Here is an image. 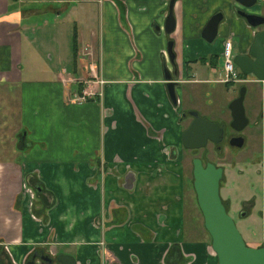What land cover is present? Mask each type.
I'll use <instances>...</instances> for the list:
<instances>
[{
  "label": "crops",
  "instance_id": "1",
  "mask_svg": "<svg viewBox=\"0 0 264 264\" xmlns=\"http://www.w3.org/2000/svg\"><path fill=\"white\" fill-rule=\"evenodd\" d=\"M89 1L28 2L43 5L33 14L61 20L62 11ZM258 1L249 10L253 14L264 13V0ZM169 2L104 0L101 49L94 34L75 30V67L86 60V73L92 69L104 80L88 86L83 70L66 66L60 50L48 54L57 61L52 67L36 54L34 32L22 28L24 0H0V264H30L37 250L71 255L78 264H218L208 236L187 222L181 119L187 110L213 115L223 94H233L236 86L226 89L217 78L224 42L233 37L234 53L246 54L255 36L237 15L241 6L235 0H178L170 36ZM218 12L225 19L209 43L202 32ZM31 63L37 66L28 67ZM175 66L181 76L178 104L165 78V68L173 74ZM84 91L92 95L81 101ZM14 93L15 130L6 104ZM187 100L194 101L188 109ZM260 207L257 244H264V196ZM102 243L111 257L103 259Z\"/></svg>",
  "mask_w": 264,
  "mask_h": 264
},
{
  "label": "water",
  "instance_id": "2",
  "mask_svg": "<svg viewBox=\"0 0 264 264\" xmlns=\"http://www.w3.org/2000/svg\"><path fill=\"white\" fill-rule=\"evenodd\" d=\"M178 0H170L168 15L165 21V32L171 35L176 30V17L174 8ZM242 6L250 8L257 3V0H235ZM238 14L245 18L249 25L257 28L264 25V18L239 11ZM222 14L215 15L202 32V37L207 42L212 43L218 34V27L222 21ZM175 42L168 44V53L171 62L175 64L176 55L174 52ZM234 63L246 74H253L264 82V31L257 34L248 55L237 54ZM165 78L171 100L176 103V83H174L171 73L165 68ZM246 88L243 87L240 96L230 105L233 122L232 127L243 130L248 125L244 100ZM194 118L191 125L183 132L182 142L185 149H202L207 145L208 140L218 143L219 134L222 129L218 124L210 123L201 117L198 112L189 113ZM264 116V113H263ZM242 140L237 139L236 146L242 147ZM194 187L197 194L198 204L204 216L205 227L212 238V248L218 257L219 264H264V247L251 248L238 230L234 219L227 213L220 197V180L222 169H216L214 165L208 164L203 167L202 161H194ZM42 261L51 259L39 256ZM61 264H76L71 256H59L57 259Z\"/></svg>",
  "mask_w": 264,
  "mask_h": 264
},
{
  "label": "flooded vegetation",
  "instance_id": "3",
  "mask_svg": "<svg viewBox=\"0 0 264 264\" xmlns=\"http://www.w3.org/2000/svg\"><path fill=\"white\" fill-rule=\"evenodd\" d=\"M258 3H259V1L257 0V3L250 8H246V7H244L238 3L241 6V8L239 10H237V15L239 17H241L238 14V12L243 11V12H246L247 14H251V15H255V16H259V17L264 18V13L263 14H253L249 11L251 8L256 7L258 5ZM217 14H222V16H223L222 21L225 19V16L222 12H218L215 15H217ZM214 16H212L211 19ZM241 18L246 21V23L248 24V26L250 28L253 29L254 36H255L254 42H255L257 34L264 31V25H261L257 28H254L251 25H249V23L247 22V20L245 18H243V17H241ZM217 36H218V34H217ZM216 38H215V40H216ZM232 38L233 37H229L227 40H225L224 48H225V44L230 42L232 45V53H233V56L235 58V56L237 54L234 53ZM170 41H174V40H170ZM250 49L246 52V54H241V55H248ZM223 53H224V51H223ZM223 53H222V61L224 62ZM215 58H210V59H208V61L211 62V64H213V60ZM234 58H233V62H234ZM171 75L173 77L174 83H176V86H177V83H180V77H181L177 66H175V70H174L173 74H171ZM221 80H222V78L218 82L222 83L226 89H229L230 87L236 86L235 88H238L237 91L239 92L238 96L235 98H232L231 101L228 102V104L226 102L224 104V106L221 109H219L218 112L216 109L215 110V113L217 112L216 117L213 115L203 116L201 113H199L196 110H187V111L183 112L182 119H181V121L184 122L185 124H187V121L189 122L188 125H185L186 129H187L194 120V118L192 116H190L189 113L192 111H195V112H198V114L201 117L207 119L210 123L218 124V126L222 129V133L219 134V142L218 143H214V142L208 140L207 145L204 148L194 149V150L185 149L183 146V150H184L183 156H185L187 165H188V160L186 158L187 152H191L192 154L195 153V155L193 156V158L191 160V164H192V169H191V174H190L191 176H189V165H188V178H189V184H188L189 188L188 189H189V193H188V198H187V200H188L187 206H188V208H189V206H193L194 213H193V215H189L188 211H187V222H188L189 227L194 228V226H198L200 229H202L204 231V233L208 236V240H209L211 247H212V238H211L210 233L208 232V230L205 227L204 216H203L201 209L199 207L197 194H196L195 187H194V182H195L194 161L196 159H199L202 161L204 168H206L208 164H212L215 166L216 169H222V178L220 180V197H221L222 203L225 206V208H226L225 204H227V206H228V210L226 208L227 213L230 215L233 212L232 211V205H233L232 200H227V198L223 196V191H224V187H225L224 184H227V179H228L227 178L228 177V175H227V170H228L227 164H225V163L220 164L217 161L209 158L211 151L215 152L217 154L219 152L224 151V150L227 153L229 151L228 155L230 157H233V159L231 160V163L237 162V160H238L236 168H238L242 164H244V168H242V170L237 169L238 171L236 172V174H237L236 177H238V180H239L238 183L241 184L242 186L239 185V189H237L238 184L236 182H234L235 186H237L235 188L236 189L235 194L237 193L238 195H242V194L246 193V196L243 197V199H240V201H239L240 206H241V210L243 209V207L246 208L247 204H249V205H251V207H253V210H252L253 212L249 213L247 211L246 212L240 211V212H238V215L240 216L239 218L240 219H247L250 216H252L250 226H251V228L253 227V230H255V232H258V235H260L262 233V220H263L262 219L263 218V215H262L263 212L261 210L260 203L263 202V196H264V126H263V123H264V116H263V113H264V82L259 80L253 74H249V75L244 74L237 65H236V77L231 82H222ZM182 84H184V82H182ZM252 85L253 86L256 85V89L258 91L257 96H255L252 93V90L250 89V87ZM243 87L246 88L245 100H246L248 94H249V98H250V94H252L253 95V96H251L252 99L253 100L256 99V101H258V99H259L260 102H259V105H258V103L255 102V104H256V106H258V108L255 111H253L252 123H251L249 116L246 113V117L248 119V125L243 130H237L236 128L232 127L233 116H232V111L230 109V105L232 104V102L236 98H238L240 96V92H241V89ZM89 93H91V92H89ZM91 95H92V93H91ZM93 95H95V94H93ZM245 100H244V107H245ZM178 103H180L179 98H177V101L175 104H178ZM250 106L251 107L254 106V102H252L250 104ZM224 108L226 110L228 109V112H230L229 121L226 120V112H225ZM245 112H246V107H245ZM248 126H251V130L248 134H246L245 130ZM24 135H26V133ZM21 137H22V134H21ZM237 139H243L242 140V147L236 146L237 143L235 142V140H237ZM249 143L252 145H253V143H255L258 147H259V143H260V148L262 149L261 155L259 157H255L254 159H249V158H246L247 156L246 157L243 156V160H242L240 158L241 154H242L241 152L248 146ZM182 144H183V142H182ZM206 151H207V153H206ZM204 154H205V157H204ZM245 163H247V164L249 163V164L247 165ZM254 216L257 217L258 219H260L259 221H261V223H260L261 228L258 231H257V228L254 227V225L257 226L256 223L259 221H256L254 219ZM246 245L248 247H251V248H263L264 247V244H262V243L255 244V245H250L249 243H246ZM101 253L103 255V259L111 257V255L109 253H106V248H105L104 243L101 244ZM40 255L51 259V261L40 260L39 259ZM63 255H66V254H61V255L56 256V255H53L51 253V250H49V251L37 250L35 252L34 259L30 262V264H38L36 262L37 259L39 261V264H61L60 262L57 261V259L59 256H63ZM66 256H71V255H66ZM71 257H73V256H71ZM73 258L75 259L76 264H78V261L76 260V258L75 257H73ZM218 264H219V262H218Z\"/></svg>",
  "mask_w": 264,
  "mask_h": 264
},
{
  "label": "rangeland",
  "instance_id": "4",
  "mask_svg": "<svg viewBox=\"0 0 264 264\" xmlns=\"http://www.w3.org/2000/svg\"><path fill=\"white\" fill-rule=\"evenodd\" d=\"M28 1L31 0H24V3L22 4V8L23 10L26 12L27 16H25L24 18V22H22V28L23 29H28V27L30 28V32H34L33 34L36 37V40L38 41L36 44H34V46H32L34 48V51L36 52V54H40V52L42 53V57H43V61L45 64L50 65V67L56 65L57 61L54 62V64L52 63V61L49 60V53L53 54L56 56V50H60V53L64 54L62 60L65 61L66 66L68 65L70 69H78V70H83V74L86 77L85 81L87 82H93L96 81L95 79V71L94 73H92V69L91 72L86 73L88 71V69L90 70V66L88 64V62L86 60H80L77 67H75L76 63H77V56L74 53L73 50V43H74V39H75V30L77 29L79 31V34L81 35H90V34H94V41L98 42V49L102 47L103 44V31H102V24H103V12H104V0H90L89 3H83V2H78L77 6L79 7L78 10H67L62 11V17L61 20L60 19H56L55 15L50 14V13H46V14H41V13H36L33 14L32 10L34 9H40L41 7H43V5L39 2L38 4H32L29 3ZM73 6V4L71 5ZM59 7H61V5H59ZM46 22H48V24L46 25ZM64 24V27L66 29H63L64 27L62 26V23ZM58 25V26H57ZM60 29L62 30V34L60 33ZM65 30V33H64ZM94 32V33H92ZM236 42V41H235ZM237 43V42H236ZM97 49V48H96ZM97 49V51H98ZM79 52V51H77ZM235 52V51H234ZM73 53V54H72ZM97 53V52H96ZM94 53V59H95V66L98 68V55ZM25 55L27 54V56L29 57L30 52L27 51L24 53ZM65 57V58H64ZM32 58V61L35 60V58ZM87 63V65L84 64ZM90 62V61H89ZM37 65L38 62L36 61ZM41 64V63H39ZM32 65V63H31ZM35 64H33L32 66H28V67H35L37 66ZM41 67V66H40ZM224 68V62L221 61V70ZM92 73V74H91ZM90 77L88 78L87 76ZM91 76H93L91 78ZM212 77H215V75H213ZM224 77V73L222 71L219 72V74H217V78H223ZM84 84V82L82 83ZM93 84V83H90ZM85 85V84H84ZM253 87V88H252ZM238 88H235L233 90V94L228 95V97L226 96V94H223V98H221V102H225V100H228L231 96H233L232 98H235L238 96ZM250 89L252 90V93L257 96L258 91L256 89V85H252L250 87ZM252 94H250V98H249V94L245 100V107H246V113L249 116L251 123H252V116H253V111H255L258 106H256L255 102L258 103L260 100L258 99V101L253 100ZM227 97V99H226ZM17 94L14 93L12 95V99L11 96H9L6 99V104H8V108H7V112H8V116L10 117V119L14 120V124L12 126V129L15 130V120H17L18 118V101H17ZM192 100V99H191ZM221 102L216 105L219 108H217L218 110L221 109L225 103H223V105L221 104ZM254 102V106H250V104ZM193 102H190L189 100L184 101V107L185 108H189ZM204 102H201V106L203 105ZM221 104V106H220ZM215 108V107H213ZM6 110V107H5ZM25 110L27 111V107H25ZM225 112H226V120L229 121L230 119V112H228V109L226 110L224 108ZM217 112L213 113V116L216 117ZM188 121L187 124L188 125ZM12 124V123H11ZM24 127V134L26 133V129H27V123L23 124ZM251 130V126H248L245 130V133L248 134ZM14 133V132H13ZM21 138V134L19 136ZM16 137L13 136L12 134V139H14ZM22 147V145H21ZM262 149L260 148V143H259V147L253 143L252 144H248V146L241 152V159L243 160V156L249 159H254L255 157H259L261 155ZM182 153H184V150L182 148ZM207 153V151H206ZM205 153V154H206ZM229 153V151H228ZM228 153L224 150L222 152H219L218 154L215 152L210 153L209 158L217 161L220 164H227V175H228V179H227V184H224V191H223V196L227 198V200H232V214H230L234 220L235 223L239 229V231L241 232V234L243 235L246 243H249L250 245H255L257 244V241L259 240V238L261 236L258 235V232H255V230H253V227L251 228L250 226V222H251V217L247 219H240L238 212L243 211V212H249L252 213L253 211V207H251V205L247 204L246 208L243 207V209L241 210V206H240V199H243V197L246 196L245 194L242 195H238L237 193L235 194L236 191V187L235 183L236 182L238 184L237 189H239V185L242 186L241 184H239V180L238 177H236V172L238 170H242V168H244V164H242L240 167L236 168L237 162L231 163V160L233 159V157H230L228 155ZM204 154V157H205ZM195 155V153H191V152H187L186 158L188 160V165H189V176H191V169H192V164H191V160L193 158V156ZM250 155V156H249ZM247 164V163H245ZM249 164V163H248ZM247 164V165H248ZM238 169V170H237ZM248 193V192H247ZM234 202V203H233ZM194 210H193V206H189L188 208V214L189 215H193ZM254 219L256 221H259L260 219H258L257 217L254 216ZM261 221L257 222V226L254 225L255 228H257V231L261 228L260 226ZM257 233V234H256ZM248 241V242H247Z\"/></svg>",
  "mask_w": 264,
  "mask_h": 264
},
{
  "label": "built area",
  "instance_id": "5",
  "mask_svg": "<svg viewBox=\"0 0 264 264\" xmlns=\"http://www.w3.org/2000/svg\"><path fill=\"white\" fill-rule=\"evenodd\" d=\"M233 53H232V45L230 42L225 44L224 53H223V60H224V68L223 73L224 77L222 78V82H231L236 77V65L233 62ZM99 73L95 74L96 83L99 85L104 84V80L100 79L98 76ZM88 86H90V83L88 82ZM101 94V93H100ZM91 95V93H88L84 91V95L80 97L79 99L81 101L86 100V96Z\"/></svg>",
  "mask_w": 264,
  "mask_h": 264
},
{
  "label": "trees",
  "instance_id": "6",
  "mask_svg": "<svg viewBox=\"0 0 264 264\" xmlns=\"http://www.w3.org/2000/svg\"><path fill=\"white\" fill-rule=\"evenodd\" d=\"M73 50H74V53L76 54V56L78 57V49H77V34H76V31H75V39H74V43H73ZM225 204V203H224ZM226 205V208L228 210V206L227 204Z\"/></svg>",
  "mask_w": 264,
  "mask_h": 264
}]
</instances>
